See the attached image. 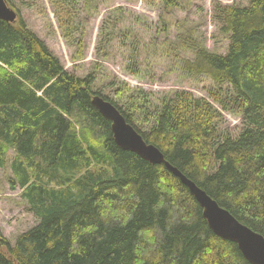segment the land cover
<instances>
[{
    "label": "trees",
    "instance_id": "obj_1",
    "mask_svg": "<svg viewBox=\"0 0 264 264\" xmlns=\"http://www.w3.org/2000/svg\"><path fill=\"white\" fill-rule=\"evenodd\" d=\"M220 15L227 52L191 46L182 68L233 87L224 101L209 96L221 109L235 104L248 124L223 141L222 113L207 98L184 91L139 117L95 91L94 73L67 71L19 14L0 19V167L10 164L12 188L39 218L14 245L0 229V264H251L165 164L117 145L92 103L96 94L112 101L169 162L264 235V0Z\"/></svg>",
    "mask_w": 264,
    "mask_h": 264
},
{
    "label": "rangeland",
    "instance_id": "obj_2",
    "mask_svg": "<svg viewBox=\"0 0 264 264\" xmlns=\"http://www.w3.org/2000/svg\"><path fill=\"white\" fill-rule=\"evenodd\" d=\"M8 1L67 71L79 77L94 73V90L127 111L144 117L186 91L207 98L222 113L218 141L235 139L247 128L235 104L221 109L209 97L218 92L224 101L233 95L229 83L186 74L182 64L194 58L191 46L226 53L230 34L223 31L221 9L247 6L250 0H179L172 8L163 0ZM12 177L10 164L0 167V229L14 245L39 218L22 189L12 188Z\"/></svg>",
    "mask_w": 264,
    "mask_h": 264
},
{
    "label": "water",
    "instance_id": "obj_3",
    "mask_svg": "<svg viewBox=\"0 0 264 264\" xmlns=\"http://www.w3.org/2000/svg\"><path fill=\"white\" fill-rule=\"evenodd\" d=\"M17 16V11L9 6L6 0H0V19L15 22ZM92 103L104 117L111 121L113 137L118 146L137 153L150 163L165 164L192 192L202 207L203 216L210 228L218 236L235 242L251 264H264V235L262 233L241 222L205 189L169 162L156 145L148 143L143 135L127 121L125 115L112 101L96 94L92 98Z\"/></svg>",
    "mask_w": 264,
    "mask_h": 264
}]
</instances>
